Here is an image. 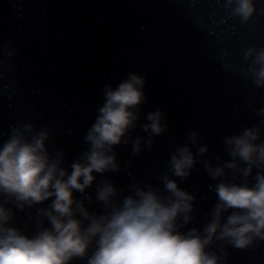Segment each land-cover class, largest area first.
Wrapping results in <instances>:
<instances>
[{
    "label": "water",
    "instance_id": "water-1",
    "mask_svg": "<svg viewBox=\"0 0 264 264\" xmlns=\"http://www.w3.org/2000/svg\"><path fill=\"white\" fill-rule=\"evenodd\" d=\"M253 4L255 11L244 22L232 14L236 4L229 6L227 0H0V143L12 126L46 128L49 152L63 150V166L70 172L71 163L88 148L84 135L103 103L104 85L115 88L135 72L146 79L143 115L129 143L115 149L122 171L106 175L118 190L125 189L121 199L131 194L132 184L163 191V174L171 176L170 155L188 143L189 131L197 132L208 153L199 156L197 146L189 145L197 159L191 175L172 178L195 196L187 227L202 230L211 219L207 214L217 201L214 186L219 182L209 177L204 161L229 160L223 138L245 128L260 127L257 143L264 142V116L258 114L264 110V87L255 86L247 73L252 59L244 55L255 49L254 59L264 49V0ZM157 109L168 128L149 148L139 124ZM137 136L145 143L133 154L131 141ZM257 171L246 180L229 172L226 179L252 186ZM101 179L97 175L86 189L91 212L102 211L95 199ZM74 197L83 198L78 192ZM35 212L15 210V226L29 237L37 230L29 217ZM222 243L208 249L221 257L227 253L221 264H264V241L245 249L225 245L221 251Z\"/></svg>",
    "mask_w": 264,
    "mask_h": 264
},
{
    "label": "clouds",
    "instance_id": "clouds-1",
    "mask_svg": "<svg viewBox=\"0 0 264 264\" xmlns=\"http://www.w3.org/2000/svg\"><path fill=\"white\" fill-rule=\"evenodd\" d=\"M233 3L232 14L247 22L255 11L253 0H227L229 6ZM254 51L249 48L244 55L246 60L252 59L247 73L260 88L264 87V49L253 59ZM145 85L146 79L135 72L115 88L104 85L103 103L84 135L88 148L71 163L70 172L63 166V150L49 152L48 129H37L32 123L10 128L8 138L0 143V264H72L85 258L87 264H221L227 253L221 257L208 251L215 242H224L220 245L223 251L225 245L245 249L257 240L264 241V142L257 143L260 127L223 138L229 160L217 156L215 165L204 161L209 177L219 182L214 186L217 201L207 214L211 219L202 230L187 227L193 220L195 196L172 178L191 175L197 159L189 145L197 146L199 156L209 151L208 145L199 144L201 137L195 131H189L188 143L170 155L171 176L163 174V191L132 184L131 194L120 198L125 189L118 190L106 174L122 171L115 149L129 143L127 137L141 120ZM258 114L264 116V110ZM145 119L147 123L139 127L148 134L146 143L151 148L168 125L160 109L149 112ZM131 142L132 153H140L144 137ZM254 169L260 171L252 186L226 179L230 172L246 180ZM97 175L103 177L95 187V199L102 205L99 213L85 205V200H92L86 189L93 186ZM74 192L83 198L74 197ZM49 200L48 207H37ZM26 208L36 209L35 216L29 213L37 225L31 237L15 226V210Z\"/></svg>",
    "mask_w": 264,
    "mask_h": 264
}]
</instances>
